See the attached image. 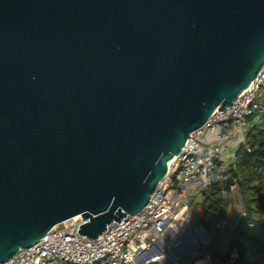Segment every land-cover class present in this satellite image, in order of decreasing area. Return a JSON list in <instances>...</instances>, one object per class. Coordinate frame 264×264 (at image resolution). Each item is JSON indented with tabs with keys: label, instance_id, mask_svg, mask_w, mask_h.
<instances>
[{
	"label": "water",
	"instance_id": "1",
	"mask_svg": "<svg viewBox=\"0 0 264 264\" xmlns=\"http://www.w3.org/2000/svg\"><path fill=\"white\" fill-rule=\"evenodd\" d=\"M263 67L264 0H0V264L138 214Z\"/></svg>",
	"mask_w": 264,
	"mask_h": 264
},
{
	"label": "built area",
	"instance_id": "2",
	"mask_svg": "<svg viewBox=\"0 0 264 264\" xmlns=\"http://www.w3.org/2000/svg\"><path fill=\"white\" fill-rule=\"evenodd\" d=\"M263 88L264 67L231 107L215 110L202 127L189 135L181 152L171 160L166 176L138 214L128 215L120 222L113 221L103 235L90 239L78 232L86 220L75 216L54 226L34 245L21 247L2 264L158 262L168 253L164 245H159L164 234L170 229L189 228L194 215L205 218L204 190L217 181L225 182L231 177L236 161V152H230L233 148L231 142L236 145L234 150L246 145L248 118L262 108ZM208 135L211 136L209 140ZM247 149L251 151L249 146ZM229 192L225 189L223 196L228 197ZM199 194L204 197L201 202L196 199ZM193 223L195 231L202 234L205 229L200 222ZM227 225L228 221L223 220L222 226ZM231 226L237 229L239 222L234 221ZM209 261L210 256L202 253L189 264H209ZM220 264H258V259L250 244L244 251L243 245L234 240Z\"/></svg>",
	"mask_w": 264,
	"mask_h": 264
},
{
	"label": "trees",
	"instance_id": "3",
	"mask_svg": "<svg viewBox=\"0 0 264 264\" xmlns=\"http://www.w3.org/2000/svg\"><path fill=\"white\" fill-rule=\"evenodd\" d=\"M261 101L262 108L248 118L246 145L251 151L246 145L238 147L231 171V177L239 186L245 213L239 215L235 241L242 244V238H246L258 264H264V96ZM224 190L225 182L222 181L207 188L203 207L211 216L226 215L230 199L223 196Z\"/></svg>",
	"mask_w": 264,
	"mask_h": 264
},
{
	"label": "rangeland",
	"instance_id": "4",
	"mask_svg": "<svg viewBox=\"0 0 264 264\" xmlns=\"http://www.w3.org/2000/svg\"><path fill=\"white\" fill-rule=\"evenodd\" d=\"M262 93L264 94V88L262 89ZM207 139H211V136L208 135ZM231 144L233 148L236 146L234 141H232ZM196 199L198 202H201L204 197L199 194L197 195ZM229 199L230 204L224 217L218 218L216 216H212L209 220L210 223H208V216L203 219H200L199 215H194L192 217V222L188 224L189 229H191L192 231V234L196 236V241L199 246L198 250L196 251L197 255L195 257L200 256L202 253H206V255L208 254L210 256L209 264H220V262L224 259L225 255L227 254L228 250L230 249L235 240L234 234L236 229L232 228V222L238 221L239 215L244 212V205L241 202L242 199L239 196V191L231 190V192H229ZM223 220L228 221V225L226 227L222 226ZM194 221H199L200 225L204 227L205 230L202 232L201 235H197V232L194 228ZM182 229L183 227L181 228V231ZM194 231L196 234H194ZM242 242L243 249L245 251L249 243L246 238H242ZM155 263L156 262L152 264ZM180 263L189 264L185 262ZM158 264L165 263L158 262Z\"/></svg>",
	"mask_w": 264,
	"mask_h": 264
},
{
	"label": "crops",
	"instance_id": "5",
	"mask_svg": "<svg viewBox=\"0 0 264 264\" xmlns=\"http://www.w3.org/2000/svg\"><path fill=\"white\" fill-rule=\"evenodd\" d=\"M230 151L232 154L234 153V151L236 152V148L235 150L231 148ZM241 202L243 203V201ZM206 213H207L206 216H208V223H210L209 220L212 216L208 212ZM189 231L191 233V236L196 240V236L192 234L191 229H189L188 227L185 228L184 231L183 230L181 231L180 229H177V230L170 229L164 234V236L159 242V245H164L165 248L168 249V253L165 254L158 261L159 263L163 262L165 264H176V262L178 263L185 262L184 258L189 254L190 249L192 247V242H191L192 240H191ZM194 234H196L195 231H194ZM197 235H201V234L197 233ZM169 251H170V254H169ZM196 255L197 253L194 252V255L191 261L195 258ZM158 262H156L155 264H158Z\"/></svg>",
	"mask_w": 264,
	"mask_h": 264
},
{
	"label": "bare ground",
	"instance_id": "6",
	"mask_svg": "<svg viewBox=\"0 0 264 264\" xmlns=\"http://www.w3.org/2000/svg\"><path fill=\"white\" fill-rule=\"evenodd\" d=\"M171 163V161L169 162V164Z\"/></svg>",
	"mask_w": 264,
	"mask_h": 264
}]
</instances>
